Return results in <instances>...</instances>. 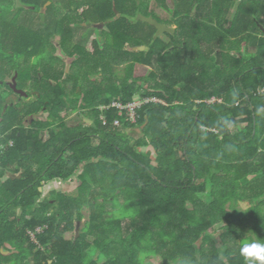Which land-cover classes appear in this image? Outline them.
Segmentation results:
<instances>
[{"label": "trees", "instance_id": "obj_1", "mask_svg": "<svg viewBox=\"0 0 264 264\" xmlns=\"http://www.w3.org/2000/svg\"><path fill=\"white\" fill-rule=\"evenodd\" d=\"M66 1L0 0V52L6 50L11 76L25 74V86L31 72L37 79L40 72L43 80L50 76L54 27L64 53L81 55L62 82L59 69L57 85L51 93L41 90L32 109H24L13 91L6 94L12 132L0 150V225L6 226L0 232L17 251L6 245V254L0 236V264H28L31 255L34 264H246L242 241H264V0H172L173 8L163 6L167 0ZM153 5L172 14L166 19L176 25L175 34L167 33L176 37L172 42L155 38V26L136 20L138 13L156 18ZM39 12L46 20L34 30L28 17ZM82 22L104 25L103 44L96 37L90 47L74 41L80 29L72 24ZM142 45L149 48L134 50ZM227 45L244 50L242 58L223 51ZM114 60L128 61L125 76L114 72ZM146 67L154 73L146 76ZM86 70L96 71L100 84L91 80L80 90L63 85L86 82ZM147 79L153 83L145 90ZM136 96L165 105L147 104L137 124L122 129L99 120L98 108ZM215 97L223 102L209 103ZM44 107L49 122L37 131V124L27 128L25 118ZM79 110H91L95 126L67 128L65 119ZM107 116L112 122L116 110ZM39 129L48 131V140ZM82 166L76 194L55 191L37 203L44 182L68 180ZM9 172L17 178L3 182ZM86 208L90 220L81 231ZM40 226H47L38 235L45 249L27 235ZM70 231L78 234L68 238ZM154 255L159 261H147Z\"/></svg>", "mask_w": 264, "mask_h": 264}, {"label": "flooded vegetation", "instance_id": "obj_2", "mask_svg": "<svg viewBox=\"0 0 264 264\" xmlns=\"http://www.w3.org/2000/svg\"><path fill=\"white\" fill-rule=\"evenodd\" d=\"M17 1V0H16ZM16 6H19L18 9L20 8V4L17 3ZM45 8L42 10L44 12ZM25 11L29 14H31L33 12V7H26ZM37 13V15H35V18H29L28 17V21H27V25H29L30 27H32V29L34 30H39L43 27L42 22H45V19H42V16L45 14L44 13ZM14 14L11 13L10 15V19L15 18L18 13L19 10H17V8L13 11ZM6 18V16H5ZM3 26L6 27V22L3 23ZM2 26V28H3ZM8 28L11 26L10 23H8ZM72 27L74 28H79L80 32L77 33L74 37V41H76V43H80L82 42L83 46H88L90 47L91 42L93 41V38H97L98 42H104V36H103V27L104 25H102V23H95V24H90L88 22H82L81 24H72ZM98 31V32H97ZM6 30L4 31L3 34V38L6 39ZM62 39L61 35H59L56 32V27H54L51 30V33L48 35V41H49V46H50V55H49V59L47 60V64L50 67V73H49V78H45L43 80L41 72L38 73L39 79L36 78L37 75H35L33 72H31V76H30V80L27 83L29 86L27 87V89H30V92L27 91L28 96V103L34 101L33 103H38V97L40 96V91L41 90H48L50 93L52 91V87H54L55 85H57V81H58V76H59V69L62 70V68L64 67L65 70V77H63V79L59 80V82H62L64 80L67 79V75L70 73V68L72 67V64L76 63L77 61H79V59H81V55L80 54H75V56H68L65 55L63 53H61V58H59V47H60V43L59 41ZM89 54L92 55V53H94L91 50H88ZM36 57H33L32 59H34ZM66 61V63H65ZM59 63H61L60 67H59ZM80 64V63H79ZM78 64V65H79ZM10 69H11V64H10V60H6V50L4 52H0V138L3 137L4 141L2 144H0V150L5 151L7 148V141H8V137L12 132V128H11V122L8 120V116H6V111L8 110V106H6V94L10 93L12 94V91L15 93V95L17 94L18 99L23 102L22 100H24V98L26 96H22L20 93H18L14 88H13V80L16 77V75L18 74V71L15 72L14 75H10ZM6 70H8V73H6ZM39 71H40V67H39ZM19 75V74H18ZM96 75V73H95ZM20 76V75H19ZM19 81V79L17 78V82ZM96 81V80H94ZM97 83L100 84V81L97 80ZM36 86H39L40 91L38 88H34ZM66 87H68L69 89H76V86L78 87H82V86H86V82H83L81 80L79 81H74V82H70V83H65L63 84ZM19 90H24V88H21L20 85H18ZM35 98L34 100H32V98ZM18 100V101H19ZM32 100V101H31ZM44 115H47L45 119H43L42 117ZM49 122V110L48 108L44 107L43 109H41L39 112L34 113V114H30L29 116H27L25 118V126L27 128H32L33 125H36V130H38V128L40 127L39 124H47ZM29 124V125H28ZM67 127H79L81 126L78 125H66ZM15 128V127H14ZM39 134H49L48 131H42L39 129Z\"/></svg>", "mask_w": 264, "mask_h": 264}, {"label": "rangeland", "instance_id": "obj_3", "mask_svg": "<svg viewBox=\"0 0 264 264\" xmlns=\"http://www.w3.org/2000/svg\"><path fill=\"white\" fill-rule=\"evenodd\" d=\"M70 0H67L66 2H65V4H68V2H69ZM71 1H74V0H71ZM71 3V2H70ZM75 2H72V4H74ZM163 6H168V7H170V8H173V1L172 0H167L166 2H163ZM28 7V6H27ZM63 7H64V4H61V3H59L58 2V4H57V8L58 9H63ZM152 9H154V11L156 12L155 14H153L154 16H156V18L161 22V23H163V24H166V23H168V24H170V22H168V20H170L171 18H172V14L170 13V12H167L166 10H163V9H161V8H159V7H156L155 5H153V7H152ZM231 15V14H230ZM166 19H168V20H166ZM165 22V23H164ZM168 24H166V25H168ZM174 27H176V25L174 24L173 25ZM176 31V30H175ZM98 32V31H97ZM175 34V33H174ZM155 35H156V33H155ZM154 35V36H155ZM159 37H161L162 38V40L163 41H165V42H172L173 40H175L176 39V37H172V36H170V35H168L167 33H162ZM237 45H238V42H237ZM127 46V45H126ZM59 49V48H58ZM133 49V48H132ZM230 49V50H229ZM231 49H232V47L231 46H226L225 47V50L223 49V51H228V55H230L232 58H235V59H237V58H242V56L244 55L243 53H244V50H242V51H237V50H233V51H231ZM255 49L253 48V47H251V46H249V48H248V51H250V52H253ZM61 50H59L58 51V53H59V58H61L62 59V57L60 56L61 55V53H62V51L60 52ZM227 54H225V56H223V57H221L223 60H225V63L227 64L228 63V58L229 57H227ZM42 56H39L38 58L36 57V58H34V59H31V67H32V65L33 64H38L37 62H39V60H40V58H41ZM129 58H131V56H128ZM218 57V55H217V53H215L214 55H213V58L214 59H216ZM128 59V58H127ZM238 61V60H237ZM113 62V67L115 68L114 69V72L115 73H117V74H120L121 76H125V74H124V72L126 71V69H127V65H128V61H124V60H122L121 62L120 61H117V60H114V61H112ZM65 63H66V61H65ZM228 65V67H229V63L227 64ZM111 69H112V65H111ZM146 69H147V72H146V76L148 75L149 76V74H151V73H154V70H153V68L152 67H146ZM64 67L62 68V70H61V73H62V75L59 77L60 79L59 80H61V79H63V77H65L66 75H65V73H64ZM88 71H90V70H86L85 72L87 73V74H83V76H88V79H83V80H86V85H90L91 83H90V81L91 80H99L98 78H97V75H95V72H88ZM18 74L20 75V73L18 72ZM24 73L22 72V74H21V77L18 75V79H19V81H18V85H21V87L22 88H24V90L23 91H25V92H27V91H29L30 92V89H27V87H29V86H25L24 85V81H25V74L23 75ZM110 74V73H109ZM77 78V77H76ZM72 79H75V78H72ZM100 81V80H99ZM153 82L152 81H150L149 79H147L146 81H143L142 82V86H143V89H147L149 86H150V84H152ZM34 88H38L39 89V91H40V88H39V86H36L35 85V87ZM68 88V87H67ZM76 89L77 90H80L81 88L80 87H78V86H76ZM72 90H74V89H72ZM79 92L80 91H75V93L78 95L79 94ZM72 93H74V92H72ZM74 93V94H75ZM82 95H83V93H81ZM139 96H136L135 97V101H139V99L140 98H142V97H139ZM154 98V97H153ZM35 98L33 97L32 98V100H34ZM31 100V101H32ZM23 101V108L24 109H27V107L29 108V109H32L34 106H35V104H37V103H33L34 101H32V102H30V103H28V99H27V97H25L24 98V100H22ZM155 101H158V99H155ZM159 102V101H158ZM162 102V101H161ZM162 104L163 105H165V103L164 102H162ZM86 115L87 116H89V117H91V115H90V113H86ZM86 115H84L82 112H77V113H71L68 117H67V123L66 124H74V125H76V126H78V125H84L85 126V122H84V119H85V116ZM46 116L47 115H44L42 118L43 119H45L46 118ZM29 125V124H28ZM231 131L233 132V133H236V132H238L239 131V128H236V127H231ZM47 132V131H46ZM131 135L133 136V137H138L136 134H134V131H132V133H131ZM42 138H43V140H48L49 139V134H42V136H41ZM145 150H146V148H144ZM156 156H155V154H154V158H155ZM85 166V165H84ZM84 166H82L81 168H80V171L78 172V174L79 173H81L82 172V170H83V168H84ZM78 174H77V176H78ZM77 176H75L74 177V179H72V183L70 184V183H68V185H67V187H66V189H61L62 191L64 190H66L67 191V193L69 194V195H72V194H76V192H78V187H79V182H78V179H77ZM206 199V198H205ZM247 208V205H245V204H243L242 206H241V209L242 210H245ZM22 213H23V210H20V214L22 215ZM85 215H86V218H85V220H84V222L81 224V226H80V229L79 230H81V229H83L84 228V226L86 225V223L90 220V210H89V208H86V210H85ZM116 217L119 219V220H121V219H123V213L122 212H120V210H118L117 211V214H116ZM128 219H124V220H122V222H121V225L124 227V226H126L127 225V223H128ZM82 231V230H81ZM81 233V232H80ZM78 233H77V231H70V232H67V234H66V237H68V238H71V237H75L76 235H77ZM90 239H93V237H91ZM259 240V239H258ZM3 243V242H2ZM3 246H6V241H5V245H4V243H3ZM11 246H7V248H10ZM159 252V251H158ZM11 253V252H10ZM220 253H221V255H222V259L223 260H225L226 259V251H225V247L224 246H222L221 248H220ZM159 259H160V257H159V255H157V257H156V255H154V257H149V258H147V261H150V262H153V263H156V261L158 260L159 261ZM27 263L28 264H34V258L32 257V255H31V257L27 260Z\"/></svg>", "mask_w": 264, "mask_h": 264}, {"label": "built area", "instance_id": "obj_4", "mask_svg": "<svg viewBox=\"0 0 264 264\" xmlns=\"http://www.w3.org/2000/svg\"><path fill=\"white\" fill-rule=\"evenodd\" d=\"M264 92V89L262 90ZM155 99H158L156 97H145L140 98L139 101L133 100L129 103H123L117 100L112 101L109 105H105L99 108L100 111V121L104 126L111 125L114 128H121L125 124H137L139 120V113L140 111L146 106L147 104L151 103H161L162 102L158 99V101H155ZM111 110H116L117 116L113 119V121H109L108 118V112ZM47 229V226H40L37 227L35 230H29L28 235L30 239L33 241L34 244L37 245V247L44 249V247L39 242V234H43L45 230Z\"/></svg>", "mask_w": 264, "mask_h": 264}, {"label": "crops", "instance_id": "obj_5", "mask_svg": "<svg viewBox=\"0 0 264 264\" xmlns=\"http://www.w3.org/2000/svg\"><path fill=\"white\" fill-rule=\"evenodd\" d=\"M173 26V25H172ZM59 50H61L62 51V53L63 54H65L64 53V51L61 49V47H59ZM60 51V52H61ZM66 55V54H65ZM139 98V97H138ZM133 100H135V99H133ZM217 102H220V103H222L223 102V100L221 99H218V98H213V99H211L210 101H209V103H211V104H214V103H217ZM98 110H99V108H98ZM78 112H82L84 115H86V113H90L91 112V110H79ZM100 112V111H99ZM72 113H77V112H72ZM71 114V113H70ZM69 114V115H70ZM68 115V116H69ZM91 115V114H90ZM263 117H264V113H263ZM67 118L65 119V126L67 125L66 123H67ZM100 120V119H99ZM84 122H85V127H93V126H95V120L92 118V117H89V116H85V119H84ZM147 123V122H146ZM148 124V123H147ZM56 125V124H55ZM69 125H74V124H69ZM126 125V124H125ZM128 125V124H127ZM135 125V124H134ZM81 126H84V125H81ZM144 126V125H143ZM143 126L141 127V128H139V129H136V132H137V134H141V132H142V130H144L145 128H146V126H145V128L144 129H142L143 128ZM245 126V125H244ZM67 127V126H66ZM67 128H74V127H67ZM122 129V128H121ZM143 150H145L144 148H142ZM147 149H151L150 147L149 148H146V150ZM84 169L85 168H83V170H82V172L81 173H77L78 174V176H77V179H78V182H79V175H81L83 172H84ZM0 170H2V167L0 166ZM80 171V170H79ZM78 171V172H79ZM21 176V175H20ZM75 177V176H74ZM74 177H71L70 179H68V180H61V179H55V180H52V181H46V182H44L43 183V186L40 188V191L42 192V195H41V197L40 198H38L37 199V203H40V202H42L45 198H47V197H49L50 196V194L52 193V192H55V191H57V192H62V193H66V194H68L67 193V191L65 190H61V189H66V187H67V185H68V183H72V179H74ZM9 178H13V179H16L17 178V176L16 175H14L12 172H9L8 174H7V176H5L4 178H3V182H6ZM0 194H1V191H0ZM20 210H22V209H20ZM20 210H19V213H20ZM5 225L2 223L1 225H0V230H2V229H5ZM30 230V229H29ZM29 230H27V235H28V231ZM5 235V233H3V232H0V236H3L2 237V240L3 241H5V239H6V235ZM6 245L7 246H11L10 247V249H15L16 251H17V247H15V245L9 240V241H7L6 242ZM36 245V244H35ZM37 246V245H36ZM39 248V247H38ZM45 249V248H44ZM3 251H5V253L6 254H10V251L6 248V246H4L3 247Z\"/></svg>", "mask_w": 264, "mask_h": 264}, {"label": "clouds", "instance_id": "obj_6", "mask_svg": "<svg viewBox=\"0 0 264 264\" xmlns=\"http://www.w3.org/2000/svg\"><path fill=\"white\" fill-rule=\"evenodd\" d=\"M239 254L246 264H264V241L248 237L242 241Z\"/></svg>", "mask_w": 264, "mask_h": 264}, {"label": "water", "instance_id": "obj_7", "mask_svg": "<svg viewBox=\"0 0 264 264\" xmlns=\"http://www.w3.org/2000/svg\"><path fill=\"white\" fill-rule=\"evenodd\" d=\"M50 3H48L49 5ZM117 13V11H116ZM42 19L44 20L45 19V16L43 15L42 16ZM136 20H142V21H145V22H148L150 23L151 25L155 26L156 27V35H155V38L159 37L162 33H171V34H174L175 33V30H176V27L174 26H170V25H166V24H163L161 23L158 19H156L155 17L153 16H146L145 14L143 13H138L137 16H136ZM149 47H146V46H137L136 48H134V50H144V49H148ZM17 78H18V74L16 75V77L14 78L13 80V88L18 92L20 93L22 96H28V93L23 91V90H19L18 88V82H17ZM148 123V121H147ZM147 123L143 126L142 129L145 128V126L147 125ZM254 176H250V178L252 179ZM19 178H22V175L19 176Z\"/></svg>", "mask_w": 264, "mask_h": 264}]
</instances>
